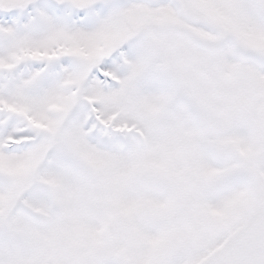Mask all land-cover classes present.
<instances>
[{"label":"snow or ice","instance_id":"snow-or-ice-1","mask_svg":"<svg viewBox=\"0 0 264 264\" xmlns=\"http://www.w3.org/2000/svg\"><path fill=\"white\" fill-rule=\"evenodd\" d=\"M0 264H264V0H0Z\"/></svg>","mask_w":264,"mask_h":264}]
</instances>
